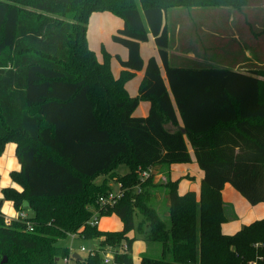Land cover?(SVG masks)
<instances>
[{
	"label": "trees",
	"instance_id": "16d2710c",
	"mask_svg": "<svg viewBox=\"0 0 264 264\" xmlns=\"http://www.w3.org/2000/svg\"><path fill=\"white\" fill-rule=\"evenodd\" d=\"M263 2L0 0V156L8 143L17 145L21 171L11 178L23 188L1 190L0 208L3 200L12 201L18 217L5 224L0 212V264H66L67 258L104 264L109 251L112 264H134L136 238L128 234L139 213L138 233L162 248L160 258L143 255L141 264H264V218L233 234L222 228L235 217L222 199L226 185L252 206L264 203V70L241 73L236 65L214 68L193 59L182 65L168 51L167 26L169 11L215 9L202 11L198 21L222 20ZM106 12L123 20L112 36L128 51L117 78L111 54L102 48L100 60L88 42L92 15ZM189 19L182 22L179 49L201 57L196 40L184 43ZM213 26L211 42L220 46L224 31ZM150 37L162 67L141 56ZM140 71L144 76L132 97L126 84ZM141 102L150 104L145 117L134 115ZM192 156L202 173L199 198L194 191L180 193V180L171 179L173 167L192 163ZM122 165L125 175L116 172ZM150 168L154 173L143 182L140 171ZM160 169L169 172L162 184L169 222L151 203ZM110 181L128 190L104 208L99 199L113 191ZM29 209L32 217L19 216ZM95 212L100 219L116 215L122 230L91 225ZM72 235L98 241V249L83 260L74 257L59 245ZM124 244L127 251H121Z\"/></svg>",
	"mask_w": 264,
	"mask_h": 264
},
{
	"label": "rangeland",
	"instance_id": "374dc122",
	"mask_svg": "<svg viewBox=\"0 0 264 264\" xmlns=\"http://www.w3.org/2000/svg\"><path fill=\"white\" fill-rule=\"evenodd\" d=\"M214 11L215 9H198L195 11L190 12H178V10L169 11L167 14V26L170 30V47L168 49L170 55L176 54L177 59H179V62L182 65H186V60H191L192 56L197 57V54L195 52L186 51L183 49H179L182 44V34L180 32V28L185 26V22L187 21V18H191L188 20L187 25V31L186 33H189V42L185 41L184 43H190L192 45L196 44L200 47V50L202 51V56H198V58L203 59L202 62H206L207 65H210L214 68H231L232 65L229 63L230 57H227V54H229L230 50H235L232 48H229L232 43H230L231 36H233L235 29L232 26V20L226 24V27L223 28L225 30V38H223L220 41V46H217L215 43V47L212 44L211 40L213 39L212 35H215L213 31L209 30V25H202L199 23V19L197 16L201 14L202 11ZM184 14V15H183ZM180 15H183L180 19H183L184 23H178V17ZM104 20L103 23L101 20ZM225 26V25H224ZM123 27V20L111 13H95L92 15L88 27V42L90 48L95 51V53L98 55L99 59H102V48L106 49L109 53L118 52L123 55L124 49H126L124 46L115 43L112 39V36L117 34V31L119 28L121 29ZM191 36L194 37L191 38ZM219 37V36H218ZM176 38V39H175ZM232 42H234L232 40ZM235 47L239 48L238 42L235 43ZM212 48V49H211ZM127 51V49H126ZM115 56V55H114ZM173 57V56H171ZM200 60V63H202ZM115 68V73H117V68ZM166 80V78H165ZM167 83V80H166ZM168 85V84H167ZM174 105L175 101L173 99ZM146 105V104H144ZM176 109V107H175ZM177 112V109H176ZM177 118L179 119L180 125L181 119L177 112ZM189 145V143H188ZM192 159L194 162L186 164V165H178L174 166L173 170L171 172V179L172 180H180L179 182V192L184 193L187 190H197L201 189V179H202V173L199 169L195 157L192 156ZM184 170V171H183ZM187 172L185 175H181L183 172ZM116 172L120 175H125L128 172V168L126 166H119L116 169ZM186 176V177H185ZM105 176H99L95 179L96 184H101L105 180ZM169 178V172L164 171L163 169H160L157 171L155 177H154V183L158 186L156 191L152 193V205L155 209L159 211V213L163 216V219L167 222H169V219L167 217L168 206L165 202V188L162 184L165 183V181ZM113 188H116L115 181L109 182ZM113 184V185H112ZM233 191L232 195L229 196L228 191L225 192V199H223V202L226 204L225 207L227 209V212L229 216L231 214H234L236 212L238 216V220H231V222H227L223 225V232L227 234H233L239 228L241 229L245 224H248L250 220H260V218H264V204H258L256 206L250 205L245 198L235 190L232 186L228 185ZM5 201L3 200V206L5 204ZM30 210V209H29ZM234 210V211H233ZM32 212V211H31ZM31 212L30 215H31ZM143 221V216L139 213L135 216V229L130 232L129 238H136V241L143 242L141 244L136 245L135 252H132V256L134 257L135 261H138L139 258H142L143 255H148L150 257L154 258H160L162 255V248L161 245L154 242H147L144 241L143 236H140L138 233V225ZM101 229L104 230H118L121 229V223L116 217V215L112 216H105L101 218L99 226ZM60 246L63 247H69L72 252H76L80 254L83 258L88 256V254L91 251H95L98 249V241H92V240H83L81 238H72L67 237L65 239H62L59 242ZM145 245L146 250L144 253L140 254L137 253L139 250H142V246ZM133 251V250H132ZM139 263V262H137ZM71 264H75V261L72 260ZM255 264V263H251Z\"/></svg>",
	"mask_w": 264,
	"mask_h": 264
},
{
	"label": "crops",
	"instance_id": "0c3cea01",
	"mask_svg": "<svg viewBox=\"0 0 264 264\" xmlns=\"http://www.w3.org/2000/svg\"><path fill=\"white\" fill-rule=\"evenodd\" d=\"M103 14H105V13H103ZM231 20H232V26L235 29V32L233 33L234 35L231 36L232 37L231 40H235V41L232 42L230 40V43H232V44L230 45L229 48H232L235 50H230L229 54H227V57H230L229 63H231V65H236L235 67L233 66L234 71H239L241 73H253V72L260 71V70L261 71L264 70V4H262L260 6H256V7L246 8L243 12L239 13L236 17L231 16L228 19L223 18L222 20H220V18H218V17L217 18L207 17V19L205 21H199V23H205L206 22L208 25H210L212 27V28H210L208 26L210 28L209 30L214 32V30H213L214 26L213 25L219 24L223 29L226 27V24L229 23ZM101 21L102 22H100V23L104 22L103 19ZM223 31H224L223 32V38H225L224 34L226 32L224 29H223ZM236 41L239 44V48L235 47ZM140 51H141V56H142L145 63H147V61L151 57H154L157 60L158 64L162 67V61L160 59L158 47L155 44L154 38L150 37V40L148 42L142 43ZM174 53L177 54L176 51ZM110 54L112 56V60H111L112 72H113L114 76L117 78L120 76V73L123 70V67L121 66L119 60L127 61L128 51H126V49H124L122 56H121V54H119V51L113 53L115 56L112 55V53H110ZM191 59L196 60L198 62H200V60L202 62V60H203V59L198 58L196 56L195 57L192 56ZM114 66H116V68H117V73H115L116 70H115ZM162 73H163V77L165 79L166 75H165V71L163 69H162ZM143 76H144V71L137 72L135 78H133L131 81H129L126 84V89L132 97L137 96L139 86L141 84ZM256 77H259V76H256ZM260 79H262V78L260 77ZM144 104H146V105H144ZM149 109H150V104L148 102H141L139 104L138 108L136 109L134 115L137 117H145L149 113ZM16 151H17V145L15 143H8L6 145L4 153L2 154V156H0V180H3L4 174L7 173L10 181L14 182L11 178V173L17 172V171L12 170L11 172H9L8 168H9V166H11L13 169H15L17 167H19L21 169V164L19 163V160L17 158ZM192 162H194L193 159H192ZM187 172H188V170L186 172L181 173V175H185V174H187ZM14 183H16V182H14ZM17 185H19V184H17ZM6 188H12L11 184H9V186ZM229 188L230 187L228 185H226L224 187V189L222 191L223 199H225L226 190L228 191L229 196H231L233 194L232 193L233 191H231L232 189H229ZM1 190L2 189H0V193H1ZM200 190L201 189H199V191H198V189L197 190L194 189V190H187V191L196 192V194L199 198ZM18 192H20V191H18ZM261 204H264V203H261ZM224 205H226V204L224 203ZM12 207H13L14 211L17 213V217H18V212L14 208V204L12 205ZM1 208H3V203H2ZM29 212H31V210H27L25 212V214L29 217H32L33 213L31 212V215H30ZM234 216L235 217L233 218V220H238V216H237L236 212H234ZM6 219L12 220L11 218H7V217H6ZM254 219H256V218H254ZM254 219L250 220V222H248V224H245V225H249L252 222L256 221ZM229 222H231V220ZM120 223H121V229H118V230L117 229L116 230H104V229H101L100 227H99V229L102 231H120V230H122V227H123L121 221H120ZM239 230H240V228H239ZM129 235H130V233L128 234V237H130ZM141 243H143V242H140V241L134 242L132 252H135L136 245L141 244ZM142 247H143L142 250H139L137 252V253H139V255L144 253L146 250L145 245H143ZM72 253H73L74 257H77L81 260H83L86 257L85 256L83 258L82 256H80V254H78L76 252H72ZM133 259H134V257H133ZM137 262H139V263H137ZM75 264H78V263L75 262ZM134 264H141V258H139L138 261H135V259H134Z\"/></svg>",
	"mask_w": 264,
	"mask_h": 264
},
{
	"label": "built area",
	"instance_id": "2783aa9c",
	"mask_svg": "<svg viewBox=\"0 0 264 264\" xmlns=\"http://www.w3.org/2000/svg\"><path fill=\"white\" fill-rule=\"evenodd\" d=\"M154 173V169L150 168L148 170H141L140 171V178L143 182H145L152 174ZM136 189H138L140 191V187H137ZM128 189H124L122 184H117L116 188L113 189V191H111L110 193H108L106 196H102L99 199V203L100 206L106 208V207H113L115 206L124 196V193L127 191ZM19 216L21 218H25L27 217V215L25 213H21L19 214ZM100 216L98 212L94 213V216L92 218L91 221V225L93 226H99L100 224ZM28 227L31 229V226L28 225ZM72 238H76L74 235H72ZM128 246L126 244L123 245L121 251H127ZM94 252V251H91ZM71 259H64V263L66 264H71ZM113 263V253L111 251H109L107 254H105L104 256V264H112Z\"/></svg>",
	"mask_w": 264,
	"mask_h": 264
},
{
	"label": "clouds",
	"instance_id": "9594fccd",
	"mask_svg": "<svg viewBox=\"0 0 264 264\" xmlns=\"http://www.w3.org/2000/svg\"><path fill=\"white\" fill-rule=\"evenodd\" d=\"M12 170L19 172L21 169L19 167L13 169L11 166H9L8 171L11 172ZM9 184H11L12 188L20 192L23 191V189L19 185H17L14 182H11L7 173H5L4 179L0 180V189L8 187ZM0 199H3L2 193H0ZM12 205H13L12 201H5L3 208H0V212H2L7 218L15 219L17 217V213L14 211ZM5 224H10V219H6Z\"/></svg>",
	"mask_w": 264,
	"mask_h": 264
},
{
	"label": "water",
	"instance_id": "95a60500",
	"mask_svg": "<svg viewBox=\"0 0 264 264\" xmlns=\"http://www.w3.org/2000/svg\"><path fill=\"white\" fill-rule=\"evenodd\" d=\"M28 206V204L27 203H25V207H27Z\"/></svg>",
	"mask_w": 264,
	"mask_h": 264
}]
</instances>
